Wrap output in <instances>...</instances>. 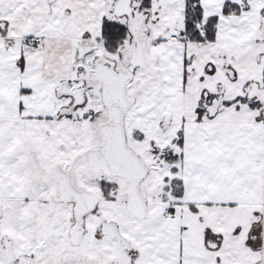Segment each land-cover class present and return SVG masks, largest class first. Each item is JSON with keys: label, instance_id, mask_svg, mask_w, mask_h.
<instances>
[{"label": "snow or ice", "instance_id": "snow-or-ice-1", "mask_svg": "<svg viewBox=\"0 0 264 264\" xmlns=\"http://www.w3.org/2000/svg\"><path fill=\"white\" fill-rule=\"evenodd\" d=\"M0 264H264V0H0Z\"/></svg>", "mask_w": 264, "mask_h": 264}]
</instances>
